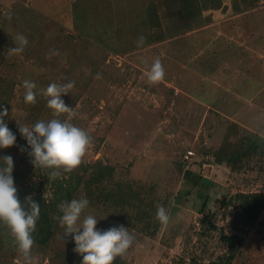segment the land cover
<instances>
[{"label": "rangeland", "instance_id": "1", "mask_svg": "<svg viewBox=\"0 0 264 264\" xmlns=\"http://www.w3.org/2000/svg\"><path fill=\"white\" fill-rule=\"evenodd\" d=\"M211 1L0 0V111L8 109L16 135L0 157L13 158L16 187L49 198L63 181L74 186L68 201L89 200L85 215H95L98 230L128 228L135 243L117 258L123 264H264V209L248 229L233 199L264 195V0ZM17 33L28 45L6 55ZM50 49L61 55L47 59ZM155 57L166 76L149 84L144 73ZM25 79L37 92L75 81L62 99L93 138L81 164L56 180L32 166L17 127L52 118L39 93L24 103ZM253 142L248 157L228 159ZM98 171L106 187L91 179ZM117 188L147 217L104 196ZM157 204L171 216L166 226L155 219ZM201 210L214 214L216 230L200 222ZM222 234L238 237L233 251ZM74 247L58 225L45 246L35 243L34 264H81ZM19 260L0 225V264Z\"/></svg>", "mask_w": 264, "mask_h": 264}, {"label": "clouds", "instance_id": "2", "mask_svg": "<svg viewBox=\"0 0 264 264\" xmlns=\"http://www.w3.org/2000/svg\"><path fill=\"white\" fill-rule=\"evenodd\" d=\"M14 47L8 48L6 55H20L28 45L27 38L17 33L13 38ZM145 37L136 40V46L142 48ZM56 49H50L47 59L59 56ZM149 84H157L164 80L166 72L159 57H155L144 73ZM96 79L101 76L97 73ZM25 104H34L37 94L46 98V107L51 111L52 118L38 120L34 124H21L17 127L22 138L26 140L30 151L27 155L32 166L47 170L48 180H56L64 173L74 171L82 162L88 149L93 144L92 136L83 128L72 123L76 113L69 107L62 96L70 94L75 81L66 83H49L37 92L34 81L25 79L22 84ZM8 109L0 111V149L15 145L16 135L10 130L5 118ZM61 116L66 118L61 119ZM14 162L9 156L0 157V225L7 230L15 251L20 257L18 264H34L32 249L36 243L33 233L40 215V203L33 196H26L21 203L13 177ZM46 199V194H44ZM89 207L87 198L61 201L57 208L59 215L53 216L63 229V238L71 236L75 247L74 253L82 257L81 264H114L117 258H123L134 245L135 237L123 225L113 226L107 230H98L99 220L95 215H85ZM155 219L161 225H167L171 216L162 205H156Z\"/></svg>", "mask_w": 264, "mask_h": 264}, {"label": "trees", "instance_id": "3", "mask_svg": "<svg viewBox=\"0 0 264 264\" xmlns=\"http://www.w3.org/2000/svg\"><path fill=\"white\" fill-rule=\"evenodd\" d=\"M192 1L194 2L195 0ZM217 1L219 0H212L211 2L216 3ZM256 147L257 144L255 142L249 143L248 145L244 146V148L241 146V148L232 153L228 157V159L232 161H239L243 159V157H248L249 153ZM70 177H72V175ZM91 179L95 180L96 183L105 184L103 171H98L97 174H93ZM106 186L107 185L105 184V186L103 187ZM16 188L21 203H23L25 197L29 195L33 196V199L36 202L40 203V215L36 224V231L33 233V236L37 244L45 246L55 234L56 229H58V222L53 219V216L59 215L57 206L61 201H65L70 198L74 186L70 184H63V181L59 182L57 180L55 181L52 189L53 194H51L49 198L46 197V199H44L42 194L39 192L32 195L30 190H28L27 188ZM123 193L124 192L121 191L120 188L110 189L105 191L104 196L111 199L118 206H134L137 210L139 209V212H141L142 210V214L146 215L147 217L149 209H142L137 203H135L133 199L129 197L133 196L131 193ZM233 199L240 204L241 213L239 215L241 217V223H243L245 227L247 226L248 229L253 228L257 224V220L263 212L264 195H262L261 193H237L233 197ZM227 203L228 202L225 199L222 200L223 205H226ZM204 208L205 204H203L202 210H204ZM202 210L201 213L203 215L200 222L205 225L206 228L210 230H216L217 226L213 221L214 214L210 211L204 213ZM221 238L228 244L229 249L233 251L232 249H234L235 242L238 240V237H236L235 235H223ZM114 264H123V262L116 259Z\"/></svg>", "mask_w": 264, "mask_h": 264}, {"label": "built area", "instance_id": "4", "mask_svg": "<svg viewBox=\"0 0 264 264\" xmlns=\"http://www.w3.org/2000/svg\"><path fill=\"white\" fill-rule=\"evenodd\" d=\"M188 154H192V153H188Z\"/></svg>", "mask_w": 264, "mask_h": 264}]
</instances>
